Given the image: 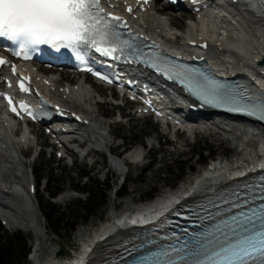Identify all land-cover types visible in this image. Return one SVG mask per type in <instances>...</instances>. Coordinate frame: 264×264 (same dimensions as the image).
Returning a JSON list of instances; mask_svg holds the SVG:
<instances>
[{"label": "bare ground", "instance_id": "6f19581e", "mask_svg": "<svg viewBox=\"0 0 264 264\" xmlns=\"http://www.w3.org/2000/svg\"><path fill=\"white\" fill-rule=\"evenodd\" d=\"M215 1L223 4L225 12L217 15L216 11L210 10L196 14L197 19L191 22L184 35L195 39L202 37L210 41V62L215 69L223 71L236 65L238 66L236 72L239 73L241 71L240 65H245V67L254 71L259 62H264V17L257 16L243 8H238L233 4V0ZM158 5L163 8L167 7L165 1H162ZM161 8L150 10L149 14L139 15L140 19L136 23L147 31H151L153 37L166 39L165 41L163 40L166 49L174 53L173 49L175 47L172 44L174 39H178V35L174 30V27L177 25L174 24L172 18H164L162 17L163 14L158 13ZM224 16H227V20L224 19ZM224 34H227L228 37L225 38ZM183 48L185 50L189 49L186 47V43L183 45ZM38 77H41V75L37 74L36 78ZM51 81L55 82L56 85L53 86H56V93H59L60 99L66 98L65 104L67 107L75 105L83 106L87 114L92 113V107L95 105L94 100H96L95 92L98 91L97 86H89L86 83L80 82L77 84V88L75 86L70 88V93L66 95L59 92L61 86L58 84L57 75L51 77ZM63 87L66 89V86ZM176 105L182 108V105L178 102ZM94 119V117L90 119V126L86 128L74 127V131L68 135H64V137H77L82 144L86 138H91V141L98 146L106 145V133L102 130L101 124ZM179 120L182 121V118ZM188 125L190 124L184 126L182 123L180 128L190 133L187 129ZM198 129L200 132H202L201 130H211L212 134H221L225 137L224 139L238 143L241 158L238 159V157V160H224L223 158L215 160L210 168H206L205 171L192 181V186L188 191L189 194H197L199 196L213 194L220 187L229 184L235 179L237 169L253 163L257 155L264 156V132H261L259 127H249L226 120H207L204 123H200ZM15 130V123L4 115L0 117V216L7 221L9 227L21 228L25 232L30 231L36 234V232L39 233L40 229L35 211L40 210L25 195V184L22 185L23 176H20V173H18L15 179H12L9 173L10 170L21 171L22 160L19 157L20 150L26 145H33L35 138L27 134L15 137ZM117 148L118 146L112 148L111 152L112 150L116 151ZM65 149V152L71 151L70 148ZM144 151H146V148L143 149L142 146L133 147L129 151H126L122 157L112 158L111 164L122 168L127 162L138 163ZM14 180H17L16 185L11 187L15 182ZM181 189H177L176 192H179ZM74 195L70 191L67 194L63 193L56 200H67L73 198ZM185 196L181 195L179 199H183ZM136 199L133 198V201ZM176 203V201H173L172 205ZM13 219H17L16 222ZM114 229L115 226L110 231ZM87 236L90 248L95 245L101 246L103 233H100V229ZM38 242L39 239L37 237L29 257L30 261L33 264H41L42 261H44V264H53L54 256L57 253L52 251L44 257L43 244H38ZM101 248L97 249V253L101 254L104 251L102 246Z\"/></svg>", "mask_w": 264, "mask_h": 264}, {"label": "rangeland", "instance_id": "374dc122", "mask_svg": "<svg viewBox=\"0 0 264 264\" xmlns=\"http://www.w3.org/2000/svg\"><path fill=\"white\" fill-rule=\"evenodd\" d=\"M163 16L171 15L166 12L163 13ZM190 18V14H187V16L183 18L180 14L175 13L173 22L177 25L176 27H179L182 32H185L191 24ZM182 44H184V41L181 37L179 39V45ZM58 79H60V76H58ZM80 81H83V78L81 76L76 77L73 79V84H78ZM86 82L90 85L88 79ZM61 86H64V83H62ZM97 93L102 94L103 91L98 87L95 96H97ZM105 93L107 95L106 98L98 99L96 97V100H94L95 105L92 107L91 114H87L83 106L75 107L78 110L85 112L88 117H94L95 120L101 124L102 130L107 136L106 145L98 146L91 141V138H86L83 143L84 150L82 152L75 150L77 153L71 161V159L67 157L58 158L56 155L57 149H54L51 152V144L48 137L43 131H38L40 139L39 143L41 145H46V151L37 155L39 147H35L30 153H26L25 150H23V152L19 154V157L22 160L21 171H9L12 179H15V176L20 173V176H23V185L27 184L28 180H31L33 167L40 169L42 170L43 175H51L53 179H58L62 183L61 188L66 194L70 193V191L73 192L72 189L77 186L81 173L85 171L90 172L89 175L92 179L103 180L106 173L111 177H116L113 182L115 189L112 192H107V217L101 220L94 216L89 221H84L82 218H78L72 241L65 235L61 237L53 236L48 229L45 228L46 221L41 211H35L40 229L39 233L36 232L38 236L34 232H25L21 228L5 227L3 225L8 233L22 231L29 238L31 248H33L35 239L38 237V244H43L44 257L52 251L56 252L60 246H80L79 237L81 233H83L84 230H87V234H90L97 230L102 225V222L109 218L114 206L121 207V209L124 207V201L138 204L144 201L145 196L148 197L154 194L155 196L160 197L173 190L181 189L186 183H192L201 172L195 155L200 153L203 147L209 148L216 153L214 160L219 158L222 159L225 156L228 159L232 158L238 160L241 158L238 143L224 139L225 137L221 134H212L211 130L198 132L195 136V142L189 134L179 131L177 133L179 140L175 141V133L167 132L165 128L156 124L151 119H139L136 116V111L133 107L124 109L122 107H117L115 104L111 103V98L109 97L111 92L106 91ZM99 101H104V103H100ZM121 115H123L122 120L120 119ZM107 116L109 118H107ZM34 131L37 132L36 127ZM132 133L136 134L137 137L142 135L149 136L145 144L146 148L148 144L150 149L147 151L146 160L139 162L138 164L131 162L126 163L127 167L124 168L123 171L129 180V195L125 199L120 200L116 194V191L119 188V174L108 161L106 154H109L111 149L116 146H118V148L116 151L112 150L113 153L119 154L123 152L126 142L124 143V140H117V138H128ZM136 146L134 145L132 147ZM87 150H91V153L87 158H84L83 155ZM207 154L208 153L205 155L207 156ZM183 162H191V165L194 163L195 171L187 172L186 177L179 183H176L180 174V166ZM167 172L168 175H166ZM14 181L15 182L11 187L16 185L15 183L17 180ZM173 186H175V189H173ZM46 187V181L44 180L38 190V193L43 196L44 202L50 200L56 203L60 212H67L73 217L82 216L79 205L75 206L74 204L78 203V199H84V195L73 192L75 194L73 198L57 201L54 198L55 196L52 198L48 196ZM36 198L37 194L32 197V201L36 207H38ZM133 198L137 199L133 201Z\"/></svg>", "mask_w": 264, "mask_h": 264}, {"label": "snow or ice", "instance_id": "6c2138e0", "mask_svg": "<svg viewBox=\"0 0 264 264\" xmlns=\"http://www.w3.org/2000/svg\"><path fill=\"white\" fill-rule=\"evenodd\" d=\"M127 27L122 17L105 11L102 0H0V37L14 42L19 48L16 55L23 54L24 59H29V52H34L40 45H49L57 51L68 49L82 64L89 62L85 57L91 51L119 59L117 54L123 55L132 48L129 41L121 39L119 31ZM6 63L0 57V66ZM151 66L157 67L155 63ZM85 70L93 71L91 67ZM95 74L112 82L99 72ZM19 88L22 92H30L23 80ZM195 94L207 103H228L232 100L230 92L215 83L210 88L195 91ZM5 98L12 106L11 110L19 114L13 98ZM20 108L32 115L26 101L20 103ZM230 110L245 111L249 115L258 114L260 119H264V101L251 110L245 105H237ZM260 192L259 198L264 200V186H261ZM237 235L239 238L234 242L226 243L218 251H211L195 264H264V203L251 216H245L240 233L232 230V236ZM232 236L225 234V239L230 241Z\"/></svg>", "mask_w": 264, "mask_h": 264}, {"label": "trees", "instance_id": "16d2710c", "mask_svg": "<svg viewBox=\"0 0 264 264\" xmlns=\"http://www.w3.org/2000/svg\"><path fill=\"white\" fill-rule=\"evenodd\" d=\"M145 136L137 137L136 134L128 138L130 143H136L138 141H144ZM208 152L207 148L203 147L201 152L195 155L196 161L201 163H207L210 157H215V152H210L209 155H205ZM194 163L191 162L180 166V174L176 183L181 181L187 175V172L194 171ZM38 182L40 183L44 178L47 179V193L50 197H54L56 193L62 190L61 182L58 179H53L51 175H43L42 170L35 169ZM90 172H83L75 190L82 192L85 195V199H78L81 217H73L67 212H60L56 204L52 201L43 200V196H39L38 202L40 210L46 221V229L55 237H61L65 235L69 240L72 241L74 237V231L77 226L78 218H82L84 221H89L92 217L103 220L107 217L106 203H107V192L114 189V178H107L104 182L100 179H92ZM91 180L88 184L84 180ZM129 184L122 185L118 192L126 198L129 194ZM62 254L70 253L72 246H60ZM31 253V245L29 238L21 231L15 233H8L5 231L0 223V264H25Z\"/></svg>", "mask_w": 264, "mask_h": 264}]
</instances>
